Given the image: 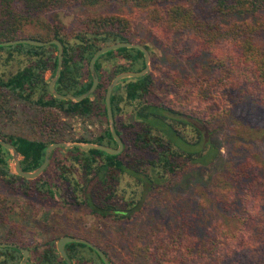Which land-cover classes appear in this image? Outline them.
Masks as SVG:
<instances>
[{
    "label": "trees",
    "instance_id": "16d2710c",
    "mask_svg": "<svg viewBox=\"0 0 264 264\" xmlns=\"http://www.w3.org/2000/svg\"><path fill=\"white\" fill-rule=\"evenodd\" d=\"M107 2L124 4L142 13L152 24V37L165 36L169 32L189 37L196 45L197 57L203 60L207 57L208 67L218 72L216 77H205L211 83L209 85L223 84L227 95L241 96L260 108L259 115L264 117V0H0V41L57 39L62 44V63L54 87L59 94L79 96L92 84L89 61L94 52L111 43L134 42V25L125 15L91 13L82 21L81 27L65 32L66 26L58 16L48 18L45 14L61 6L93 8ZM138 42L151 56L154 48L143 40ZM0 50H6L8 58L18 55L26 62L0 77V113L11 118L20 113L25 115V108L30 111L24 116V121L28 122L33 137L0 130V138L18 151L22 170L30 172L39 167L47 145L53 142L78 141L117 146L108 126L105 93L118 73L144 68L140 49L121 47L100 55L94 63L98 84L91 94L78 101L56 99L48 92L49 82L45 74L50 71L52 79L57 67L58 51L54 44L18 43L0 45ZM188 79V82L180 83L189 86V97L210 96L209 87L195 84L197 82L192 77ZM233 95L226 97V107L220 111V117H231L228 102ZM110 105L115 131L123 142L120 153L109 154L79 146L57 147L51 152L43 172L34 179H26L12 172V155L0 145V180L10 190L26 197L58 200L73 207L83 206L99 218L126 221L133 217L139 206L134 198L137 190L132 189L128 193L122 186L125 174L131 175L137 185L145 187L149 184L151 187L168 178L175 180L193 166L215 160L218 147L210 128L213 117L194 118L166 106L156 95L155 79L150 71L138 77L121 79L112 90ZM61 115L63 118L80 119L95 116L105 125L99 133L76 137ZM262 123L263 126H254L237 137L238 140L258 139L262 143L255 159L240 164L226 160L207 184L198 186L207 197L208 207L225 213L222 217L228 216L239 222L238 231L231 229L230 221L221 226L210 224L205 227L201 220L202 205L197 203L193 217L186 218L189 208H179L182 199L174 202L171 233L180 235L185 231L188 236L186 243H189L187 252L197 257L205 255L202 256L207 259L205 264H249L250 256L238 255L239 249H246L248 235H257L260 238L258 243L264 244V213L260 214L261 207L256 201L258 196L252 189L255 176L251 173L254 167L264 177ZM188 127L195 135L192 142L187 138ZM13 205L12 199L0 198V242L27 248L31 255L26 264H66L56 249L54 240L57 238L46 240L39 251L37 246L31 249L22 238V223L10 221L9 216L14 214ZM28 218L25 216V220ZM258 221L262 223L259 227L254 224ZM164 232H168L167 224H164ZM224 237H228L230 243H241V247L232 248L215 263L216 260L209 255L218 245L228 243ZM176 240L177 237L173 236L164 241V248L174 250ZM252 247L254 254L256 246ZM64 249L72 264H104L86 244L68 242ZM176 249L181 250L179 247ZM166 250L163 247L159 250L162 258L154 252L151 264H174V261L164 260ZM103 252L111 263L107 252ZM21 259L18 249L0 247V264H19ZM253 264H264V255Z\"/></svg>",
    "mask_w": 264,
    "mask_h": 264
},
{
    "label": "rangeland",
    "instance_id": "374dc122",
    "mask_svg": "<svg viewBox=\"0 0 264 264\" xmlns=\"http://www.w3.org/2000/svg\"><path fill=\"white\" fill-rule=\"evenodd\" d=\"M91 13L121 14L131 20L136 31L134 42L139 43L138 41L143 40L154 48L150 56L149 71L155 79V92L158 98L166 106L194 118L213 117L210 128L218 147L215 152L216 158L212 163L193 166L175 180L168 178L166 181L162 180L151 187L149 184L145 187L139 186L131 175L125 174L122 186L128 193L132 189L137 190L134 198L138 201L139 206L133 217L126 221L99 218L83 206L73 207L58 200L47 201L37 197H26L15 190H10L0 180V198L6 196L14 201V214L9 216L10 221L11 223H22L21 226L24 228L22 238L31 246V249L37 246L38 251L42 249L43 243L51 237L57 238L54 240L56 246L60 237L74 236L88 240L102 251H106L111 259L110 264H151L154 252L158 258H162L161 248L166 250L163 242L174 236L177 237L174 242V250L168 248L167 253L163 254L164 260L174 261V264H205L207 259L202 257L205 255L197 257L187 252L186 248L189 243H186L188 236L184 234L185 231H182L180 235L171 233L172 221H174L171 212H174V202L182 199L179 208H189L186 218L193 217L194 211L198 208L197 203L202 205L204 208L201 220L205 227L210 224L221 226L224 225V222L230 221L232 222V224L230 223L231 229L237 230L239 222H235L234 219H229L226 216L228 220L226 217H222L225 216V213L218 212L212 206L208 207L207 197L201 191L202 188L198 186L207 184L226 160L240 164L256 158L262 143L258 139L238 140L237 137L238 134L248 132L254 126H263L264 117L260 116L258 112L260 108L251 105L250 102L243 100L237 94H228L233 95L228 102L232 112L231 117L227 119L220 117L219 113L226 107L228 95L224 91L223 84L216 83L211 86L209 85L211 83L205 79L208 76L216 77L218 74L215 68L208 67L207 57L204 60L197 57L195 43L183 33L169 32L165 36L159 34V36L152 37L150 34L152 24L147 21L142 13L131 9L129 6L115 2H107L93 8L79 5L61 6L45 14V16L48 18H52L53 15L58 16L60 22L66 26L65 32H71L81 27L82 21ZM153 32L156 31L153 29ZM23 64L26 62L20 56L13 55V57L8 58L7 51L0 50V77L17 70ZM189 77L194 78L197 82L195 84L209 87L210 96L205 94L207 97L205 95L197 98L189 97V86L180 83L188 82ZM45 78L48 82L52 80L50 71L45 74ZM250 106H253V109ZM25 110L26 114L30 112L28 108ZM20 114L8 118L0 113V130L8 134L33 137L28 122L24 121L26 114ZM215 114L216 116H214ZM62 119L69 123L70 132L76 137L86 133L92 135L99 133L105 125L98 122L95 116L86 119L63 118L62 116ZM245 124L249 127L247 128ZM186 134L190 142L195 140L191 128L186 129ZM13 164L12 160L10 167L14 173ZM251 173L255 176L252 189L256 191L258 196L256 201L260 204L261 214L264 213V177L254 167H252ZM18 215H21L23 219ZM25 216L29 218L25 220ZM164 224H167V233L164 232ZM254 224L259 227L262 223L258 221ZM240 232L242 231L240 230ZM248 237L249 242L245 250L239 249L241 243H230L228 237H224L223 240L228 241V243L218 245L209 257L215 259L216 263L226 256V253L232 248H237L239 249L238 255L250 256L251 259L248 262L253 264L257 258L259 260L264 255V244L258 243L260 238L257 235L252 234ZM252 246H256L254 247V254L252 253ZM178 247L181 250H177ZM145 248L149 250H145ZM29 255H31L30 251Z\"/></svg>",
    "mask_w": 264,
    "mask_h": 264
},
{
    "label": "water",
    "instance_id": "95a60500",
    "mask_svg": "<svg viewBox=\"0 0 264 264\" xmlns=\"http://www.w3.org/2000/svg\"><path fill=\"white\" fill-rule=\"evenodd\" d=\"M18 43H27V44H32L36 46H45L49 44H54L57 47V67L55 70V74L52 78V80L48 84V92L50 95H52L56 99L60 100H72V101H78L85 96L91 94L94 89L96 88L98 84V76L96 74V71L94 69V63L95 61L99 58L100 55L104 54L105 52L115 50L117 48L121 47H127V48H138L143 52V57H144V68L140 71H124L120 72L117 75L113 77V79L110 81L106 93H105V108H106V114H107V120H108V126L109 130L111 132V135L116 142L117 146L112 147V146H107L104 144H96V143H90V142H78V141H70V142H65V141H60V142H53L49 145H47L45 149V155H44V160L40 164L39 167H37L35 170L27 172L22 170L21 165H20V155L16 148L9 142L4 141L3 139L0 138V145H2L4 148L10 151L12 155V160H13V170L16 175H19L23 178L26 179H34L38 177L43 170L47 167L49 161H50V155L51 152L57 148V147H64V148H71L74 146H79L83 149H89V148H94L98 150H102L104 152H107L109 154H118L123 150V142L118 136V134L115 131V126H114V119L112 115V110H111V105H110V96L112 93V90L116 86V84L123 78H129V77H138L141 76L149 71V62H150V54L149 51L140 43L137 42H115L111 43L108 45H104L99 47L94 54L92 55L90 61H89V69L90 73L92 76V84L90 88L83 94L79 96H74L71 94H59L55 87L54 84L59 76L60 69H61V63H62V44L57 40V39H50V40H36L32 38H18L15 40H8V41H0V45H13V44H18ZM132 117H130V120ZM68 242H80L83 244H86L90 248H92L101 258L104 264H110L108 261V258L104 254V252L94 245L93 243L89 242L88 240L74 237V236H62L60 237L57 242H56V249L59 253V255L65 260L66 264H72L71 260L69 259L64 246ZM12 247L18 249L21 254H22V259L19 264H26L28 255H29V250L27 248L18 246L14 243H7V242H0V247Z\"/></svg>",
    "mask_w": 264,
    "mask_h": 264
}]
</instances>
